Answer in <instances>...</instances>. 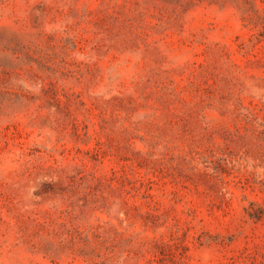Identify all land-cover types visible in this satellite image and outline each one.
Wrapping results in <instances>:
<instances>
[{
    "label": "rangeland",
    "instance_id": "rangeland-1",
    "mask_svg": "<svg viewBox=\"0 0 264 264\" xmlns=\"http://www.w3.org/2000/svg\"><path fill=\"white\" fill-rule=\"evenodd\" d=\"M0 264H264V0H0Z\"/></svg>",
    "mask_w": 264,
    "mask_h": 264
}]
</instances>
